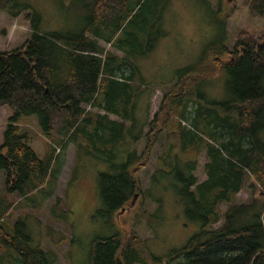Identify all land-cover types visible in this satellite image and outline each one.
<instances>
[{"label": "trees", "instance_id": "trees-1", "mask_svg": "<svg viewBox=\"0 0 264 264\" xmlns=\"http://www.w3.org/2000/svg\"><path fill=\"white\" fill-rule=\"evenodd\" d=\"M128 1L93 0L94 21L74 41L62 42L33 31L21 48L0 52V106L6 105L12 113L0 144V171L6 173V190H16L25 197L46 180L54 183L58 171L50 168L52 161L69 142L84 138L90 148L104 147L119 159V164H112L113 172L98 173L103 208L97 212L109 218L114 210L129 206L140 192L136 172L147 165L153 149L169 132L167 148L156 157L158 170L178 169L172 154L175 146L181 151L195 150L188 161L189 171L204 150L208 158L204 165L207 179L190 191L196 182L190 174L179 193L187 216L200 220L201 229L184 246L162 256L147 251L146 244L132 231L126 236L114 234L94 240L91 264H264V209L256 196L250 203L231 205L223 222L213 227L221 218L219 204L231 203L246 180L252 179L264 196V140L260 137L264 129L263 39L241 35L231 51L225 42L207 50L213 59L229 56L217 62L229 78L233 101L226 108L231 109L193 100L192 92H198L209 74L199 67L184 68L174 86L163 93L153 117L141 121L135 113L143 86L141 71L127 60L125 46L118 44V38L122 33L135 55L150 51L159 39L153 35L158 27L152 25L159 21L166 0ZM215 2L223 12L221 22L225 26L237 9L236 0ZM148 3L151 6L141 19L144 27L137 24L128 30L127 23ZM241 3L252 17H264V0ZM23 8L17 0H0V11L11 16ZM122 9L124 14L119 18L117 13ZM95 24H113L110 34L99 39L123 50V56L106 50L99 39L85 35ZM93 32L100 37V32ZM152 92L146 94L149 99ZM87 104L105 113L87 111ZM106 113L120 119L110 120ZM22 115H34L39 132L48 139L44 159L38 157L27 135L20 133L17 122ZM141 139L145 146L139 153L136 143ZM15 205L8 204L5 211ZM249 206L254 210L252 221L247 215ZM1 218L0 264L48 263L42 248L29 246L22 221L12 226L7 217Z\"/></svg>", "mask_w": 264, "mask_h": 264}, {"label": "rangeland", "instance_id": "rangeland-1", "mask_svg": "<svg viewBox=\"0 0 264 264\" xmlns=\"http://www.w3.org/2000/svg\"><path fill=\"white\" fill-rule=\"evenodd\" d=\"M17 1L19 5H24L18 15L11 16L0 11V52L21 48L33 31L49 38L55 37L62 42L74 41L86 29L85 26L92 25V20L94 21L93 0ZM236 4L237 9L224 26L221 22L223 12L217 9L215 0H166L159 21L152 25L158 27L153 32V35L159 36L155 45L159 47L157 51H166V56H163L162 52L154 55L151 54L153 52L150 54L148 52L146 56L135 55L130 45L123 40V34H120L118 44L125 46L127 60L140 69L141 82L145 86L143 89L141 87L142 93L138 108L136 104L135 110L136 115H141L142 121L145 119L147 109V118L153 117L163 93L177 81L171 79L173 69L181 66L189 69L199 67L203 73L209 74L198 92H192L193 100L211 106L221 107L223 104L225 110L231 109L226 108L230 105L228 102L233 101L229 78L221 71L217 62L226 61L229 56L213 59L207 50L215 44L225 42L231 51L235 39L241 35H253L264 41V17L249 15L246 5L242 4L241 0H236ZM150 6L151 3H148L142 8V13L134 14L126 25L129 27L128 30H133L137 24L144 27L141 19L146 16ZM129 7L130 1L127 8ZM226 8L227 4H224V12ZM123 14V9L117 13L119 18ZM112 26L113 24L107 26L95 24L92 31H85V35L98 40L102 38L101 35L110 34ZM93 31L100 32L101 34H98L100 37H96ZM99 40L106 49L116 52L115 47H110ZM151 90L153 94L149 99L146 94H150ZM8 110L10 111L9 108ZM29 116L31 115L20 117L22 119ZM2 120L7 121L0 115V121ZM2 124L4 126L6 123ZM20 133L27 135L33 144L35 143L36 146L31 147L39 158L44 159L47 155L48 140L39 132L38 127H25L20 123ZM260 137L264 140V129L260 132ZM103 148H90L84 138H80L77 143H69L50 165L53 171H58L57 180L54 183L46 180L25 197L16 190H6V173L4 170L0 171V220L1 216L7 217L12 226L22 221L24 230L30 238L29 246L42 248L48 257L47 264H91V246L94 240L114 234L126 236L130 231L146 244L147 251L154 256H162L184 246L187 240L200 230L196 225L200 222L189 218L191 224L186 227L188 237L167 238L164 224L166 217L162 214L150 219L144 215L142 195L144 196L147 177L139 176V171L146 167L149 161L136 172L141 185L140 192L137 193V196L140 194L139 198L137 199V196L132 198L133 200L127 204L129 206L114 210L109 218L98 213L103 204L98 177H95L93 172L111 173L112 164H119L118 156L112 157L111 152ZM87 155L94 159L87 158ZM172 186L173 182L168 176L159 177L150 194L153 199L156 195L163 194L166 201H169L170 196L176 193ZM237 195L238 201L246 203H250L252 197L256 196L264 209V196L259 193V188L252 179L244 182ZM10 203L16 205L5 211ZM253 211V206H249L247 215L250 220Z\"/></svg>", "mask_w": 264, "mask_h": 264}, {"label": "crops", "instance_id": "crops-1", "mask_svg": "<svg viewBox=\"0 0 264 264\" xmlns=\"http://www.w3.org/2000/svg\"><path fill=\"white\" fill-rule=\"evenodd\" d=\"M101 41L99 40V44L102 45V43H100ZM102 42L107 43L110 45V47H113L111 42H106L104 40H102ZM158 42V41H157ZM157 42L155 43V45L157 44ZM153 46V48L146 52L145 54L142 55H138V56H146L148 54H161L162 51H157L158 50V46ZM102 47L105 48V46L102 45ZM173 48V47H172ZM106 49V48H105ZM116 49V52H112L118 56H123L125 53L123 52V50L119 49V48H114ZM108 50V49H106ZM110 51V50H108ZM148 53V54H147ZM163 56H166L167 53L166 51L162 52ZM183 64V63H181ZM180 66V65H179ZM184 69L183 66L181 67H177L176 69H173V76L171 79L177 80L179 78L180 75V71ZM171 86V84L169 85ZM145 86H142V89ZM142 93V92H141ZM153 94V92H152ZM152 97V96H151ZM84 106V105H83ZM85 109L87 111H91V112H96V113H100V114H104L105 112L103 110H99L95 107H91L89 104L84 106ZM147 112L148 109L146 110V114H145V119L147 118ZM108 118L110 120H115L118 121L120 118L117 117L115 114L112 113H106ZM0 115L3 116V119H7L11 116L10 115V111L8 110V108L6 106H1L0 107ZM137 117V115H136ZM139 119L142 121V117L141 115L138 116ZM144 119V120H145ZM19 121H23V122H19ZM2 123H7L4 122V120L0 121V144L2 143V139H3V130L5 128V125L2 126ZM19 128H20V123L22 125H24L25 127L27 126H31V127H38L37 126V120L36 117L34 115H31L29 117H24L21 119V117L18 118V122H17ZM27 123H29L27 125ZM137 129V126L135 128V130ZM144 130H147V126L144 127ZM164 138L162 141H160L159 144H157L155 146V148L152 151L150 160H149V164L142 168L139 171V176L146 175L147 177V185L144 187L143 193L144 196L142 195V202H143V212L144 215L147 218L153 219L154 217H159L160 215H164L166 217L164 224L166 225V237L167 238H171L174 239L176 237H181V238H186L189 236V232L186 230V227L188 225H190L191 223L189 222V217L186 214L185 211V203L183 201V199L180 196V188L181 185L183 184V182L189 180L190 178V174H192V176L195 178L196 182L190 186V191H193L196 187V185H198L199 183L205 181L207 179V174L204 171V165L208 162V158L206 156L205 150L202 152V154H200L197 158V163L196 166L192 169V170H188L187 165H188V161L191 159L192 156V152L195 150H189V151H184V150H178L177 146L173 147L172 149V154L176 156L175 160H176V164H177V168H172L170 170V172H163L161 170L157 169V154L161 153V151L163 150V148H167L168 143H166L165 141L167 140V138H169V132H165L164 134ZM172 138V139H171ZM80 139V138H79ZM78 139V141H79ZM29 143L30 145H34V147L36 146L35 143L33 144L32 140L29 139ZM48 140V139H47ZM172 140V142H175V139H173V136H170V141ZM77 141V142H78ZM48 142V141H47ZM51 143V142H49ZM71 143V142H69ZM68 143V144H69ZM144 140L141 139L140 141H138V143H136V149L137 151L140 153L142 150V147L144 146ZM68 144L66 146V148L68 147ZM52 145H54V143H52ZM38 147L42 145H37ZM74 146H76V144H74ZM65 148V149H66ZM48 152V149H47ZM89 154V153H87ZM87 158H91L94 159L92 156L87 155ZM122 161H124V157H122ZM181 171L182 174H179V170ZM100 171H94V176L98 177V173ZM162 176H168L171 181L173 182V188H175L176 193L172 196H170L169 201H166V198L163 194H159L156 195L155 198L153 199L151 194H150V190L153 189V186H155V184L157 183V180H159V177ZM239 191L235 194L234 198L232 199L231 203H220L219 204V208L221 211V218L213 225V227H217L218 225H220L223 222V216L224 213L228 210V208H230L231 205H238L239 203H246V201H238V194ZM139 195L137 196V199L139 198ZM137 201V200H136ZM191 220H196L199 221L200 223H196L197 227H201V221L198 219H191ZM201 229V228H200ZM154 236V235H152Z\"/></svg>", "mask_w": 264, "mask_h": 264}, {"label": "water", "instance_id": "water-1", "mask_svg": "<svg viewBox=\"0 0 264 264\" xmlns=\"http://www.w3.org/2000/svg\"><path fill=\"white\" fill-rule=\"evenodd\" d=\"M136 196H137V195H136ZM136 196H135V197H136ZM135 197H134V198H135Z\"/></svg>", "mask_w": 264, "mask_h": 264}]
</instances>
